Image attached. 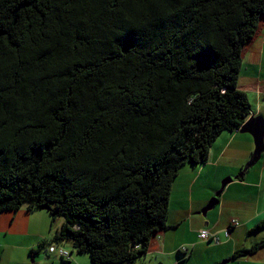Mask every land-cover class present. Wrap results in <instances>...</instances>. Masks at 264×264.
<instances>
[{"label": "trees", "instance_id": "1", "mask_svg": "<svg viewBox=\"0 0 264 264\" xmlns=\"http://www.w3.org/2000/svg\"><path fill=\"white\" fill-rule=\"evenodd\" d=\"M263 26L264 0H0V215L48 206L51 243L143 259L179 170L249 117Z\"/></svg>", "mask_w": 264, "mask_h": 264}, {"label": "crops", "instance_id": "2", "mask_svg": "<svg viewBox=\"0 0 264 264\" xmlns=\"http://www.w3.org/2000/svg\"><path fill=\"white\" fill-rule=\"evenodd\" d=\"M238 87L251 93L248 118L264 121V26L243 56ZM253 151L252 135L240 130L223 132L212 144L207 163L183 166L172 182L166 227L152 235L145 257L135 264H182L193 258L197 264H220L226 260L227 264H264V248L252 258L232 259L237 250L261 241L264 235L255 234L260 232L256 226L264 221V138L258 161L244 170ZM223 183L218 204L205 215L199 214ZM40 211L21 207L0 215V264L6 259V264H28L27 253L34 251L35 256L42 249L40 245L47 244L50 215ZM234 220L236 226L232 225ZM202 229L214 234L219 244L198 239ZM68 244L65 242V249H72ZM182 248L187 251L182 252ZM51 260L52 264H59L60 259ZM41 261L37 259L38 264ZM77 264L90 261L80 259Z\"/></svg>", "mask_w": 264, "mask_h": 264}, {"label": "rangeland", "instance_id": "3", "mask_svg": "<svg viewBox=\"0 0 264 264\" xmlns=\"http://www.w3.org/2000/svg\"><path fill=\"white\" fill-rule=\"evenodd\" d=\"M245 167V166H244ZM38 210H41L40 212H42V213H45L46 214V216H48L49 217V212L48 211H46V210H42V209H38ZM60 222H62V220H61V218H56V219H53L52 218V216H50V238H48V240H47V244H45V246L42 248V249H40V250H37L36 252H38V251H40L39 252V254H37V255H35V256H33L30 252L29 253H27V255H29V259H28V264H38L37 263V259L38 258H41V264H52L53 262H52V260L51 259H55V257H57L58 255H57V253H54V254H50V253H48V246H49V244H52L53 246H55V247H57V245H58V247H62V248H64L65 249V243L64 242H62V243H57V244H55V243H51V237L55 234V232H56V229L57 228H59V223ZM263 231V229L262 230H260V232H257V233H255V234H258V235H260V234H264V233H261ZM250 237V236H249ZM264 235L262 236V239L264 240ZM70 244H68L67 246H69ZM249 245V244H248ZM66 246V248H68ZM68 252H71L70 253V255L67 257V258H65L64 260H62V259H60V260H58V263L59 264H77V260H80V259H82V260H84V259H88L89 261H90V258H89V254L88 253H86V254H81V255H78L74 250H72V249H68L67 250ZM55 256V257H53V256ZM253 256V255H252ZM252 256H249L250 258H252ZM77 259V260H76ZM195 260V258H193L192 259V261H187V262H185V263H182V264H197V262L196 261H194ZM8 262V260L6 259L5 260V262L3 263V264H6Z\"/></svg>", "mask_w": 264, "mask_h": 264}, {"label": "water", "instance_id": "4", "mask_svg": "<svg viewBox=\"0 0 264 264\" xmlns=\"http://www.w3.org/2000/svg\"><path fill=\"white\" fill-rule=\"evenodd\" d=\"M240 133H248L252 135L254 139V151L250 161L244 167V170L254 166L258 161L260 153L263 150V138H264V121L259 117H250L245 124L241 127ZM224 183L222 184L220 190L216 193L215 198H213L209 204L203 209L199 214L205 215L207 211L212 210L218 204V197L222 192ZM42 210L50 211L48 206H44ZM229 260L223 261L220 264H227Z\"/></svg>", "mask_w": 264, "mask_h": 264}, {"label": "built area", "instance_id": "5", "mask_svg": "<svg viewBox=\"0 0 264 264\" xmlns=\"http://www.w3.org/2000/svg\"><path fill=\"white\" fill-rule=\"evenodd\" d=\"M232 225L236 226L237 225V221H232ZM226 236H228V232L226 231L225 233ZM198 239L202 240V241H211L213 242L214 244H219V239L214 235V234H211L208 230L206 229H202L199 231L198 233ZM182 252H186L187 249L186 248H182L181 249ZM48 251L50 253H57V255L63 259L67 258L69 256V253L64 250L63 248L61 247H50L48 249Z\"/></svg>", "mask_w": 264, "mask_h": 264}, {"label": "clouds", "instance_id": "6", "mask_svg": "<svg viewBox=\"0 0 264 264\" xmlns=\"http://www.w3.org/2000/svg\"><path fill=\"white\" fill-rule=\"evenodd\" d=\"M247 119H249V118H247ZM247 119H246V121H247ZM245 124V123H244ZM241 129V128H240ZM239 129V130H240ZM59 244V243H58ZM53 245H50V246H48V249L50 248V247H52ZM55 247V246H54ZM57 247H58V245H57ZM62 248V247H61ZM64 249V248H63ZM64 250H66V249H64ZM48 251V250H47ZM67 251V250H66ZM68 252V251H67ZM48 253H50L49 251H48ZM69 253V252H68ZM50 254H54V253H50ZM69 255H70V253H69ZM59 259H62V260H64L63 258H61V257H59V256H57Z\"/></svg>", "mask_w": 264, "mask_h": 264}]
</instances>
